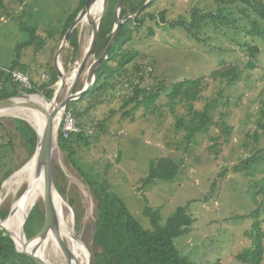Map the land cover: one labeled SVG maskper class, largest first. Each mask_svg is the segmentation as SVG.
<instances>
[{
	"label": "rangeland",
	"instance_id": "1",
	"mask_svg": "<svg viewBox=\"0 0 264 264\" xmlns=\"http://www.w3.org/2000/svg\"><path fill=\"white\" fill-rule=\"evenodd\" d=\"M81 1L0 0V89L5 69L16 65L22 70L25 66L31 80L36 81L38 87L44 86L40 88L41 92L32 94L51 102L53 97L48 99L42 91L51 87L56 92L60 86L57 57L66 74L79 65L90 45L92 29L87 20L82 19L78 24L82 48L77 57L66 49L69 44L57 55L64 37L63 24ZM118 2L104 0L103 10L95 15V19H99L102 13L103 16L112 12L115 15ZM235 3L157 0L151 7L156 18L147 19L139 29L132 27L136 39L129 47L140 51L138 62L155 70L152 76L140 82V86L153 88L160 82L166 86L153 111L146 112L140 107L133 114L125 115L135 104L124 106L126 98L133 93L127 82L124 91L118 88V92H100L95 98L77 104V108L84 112L80 121L88 125L87 135L91 136L90 146L81 144L77 157L107 178L112 190L145 229L152 228L147 207L158 210L161 223H165L178 207L186 206L194 222L186 233L175 238V244L192 264H214L217 261L220 264H247L240 261L238 255L255 245L252 236L256 233L254 224L257 221L264 232V40L247 37L261 49L256 66L249 68L250 56L233 40V26L216 28L210 24L204 25L203 30L193 27V32H199L202 38L197 41L184 25H171L181 18L190 21L194 12L201 15L216 13L220 5ZM125 6L124 1L122 17L137 14L130 9L122 15ZM162 11H165V20L158 16ZM234 13L239 16L237 8ZM94 59V55L89 59L75 91H80L86 84L88 67ZM233 65H237L241 74L235 82L229 84L226 77L211 76L213 71ZM54 71L59 79L52 85ZM188 78L200 79V95L218 100L213 112L216 124H212L208 132L197 133L190 143L185 126L180 129L177 126L178 117L187 113V106L178 103L173 109L167 95L174 83ZM12 81L19 85V94L29 93L18 82ZM67 86L60 94V101L66 97ZM205 103L207 99L204 97L194 105L201 109ZM13 117L27 120L28 116L24 113L0 116V194L2 191L5 194L0 204L8 198L6 207L10 206V212L26 189L27 182L9 187L8 181L30 161ZM27 121L32 125L29 118ZM256 156L258 161H252V165L246 167V162ZM162 157H170L175 162L178 169L175 179L147 180L152 164ZM53 161L56 173L67 175V178L62 177L64 193L58 191L64 201L68 229L83 246L79 249L78 259L82 264H90L91 254L86 241L89 244L92 241L94 204L89 187L57 142ZM36 204L39 205L32 214L28 233L31 228L39 227L40 214L45 211L43 197L34 206ZM65 239L74 248L70 237ZM43 250L53 264L66 263L63 252L52 241Z\"/></svg>",
	"mask_w": 264,
	"mask_h": 264
},
{
	"label": "trees",
	"instance_id": "2",
	"mask_svg": "<svg viewBox=\"0 0 264 264\" xmlns=\"http://www.w3.org/2000/svg\"><path fill=\"white\" fill-rule=\"evenodd\" d=\"M87 0H82L80 5L74 9L63 24L62 35L64 36L79 12L84 8ZM157 0H125V7L122 10V15H126L127 10H133L137 14L129 17L122 25L121 30L110 49L108 58L103 60L96 72V81L90 90L81 98L71 101L68 104V110L72 111L80 124L83 126V132L72 134L65 138L61 132H58L57 143L58 147L64 150L71 162L78 169L82 177L85 178L89 187L90 196L94 204L92 214L93 236L91 244L86 241L89 248L91 259L90 264H192L191 261L183 256L175 244V238L186 233L191 227L194 219L187 211L186 206H180L176 211L168 217L165 223L160 221V212L147 207L146 212L152 221V228L145 229L140 222L131 214L122 199L112 190L106 177H102L100 172L93 171V167L89 163L77 157L78 147L81 144L90 146V137L87 135L85 123L80 119L84 112L77 108V104L94 97L98 93L112 90L118 92L126 89L125 83H130L133 88V93L126 98L125 107L135 103L132 111L125 112V115L134 113V110L143 107L146 112L153 111L158 99L161 97L165 89V84L160 82L153 88L147 86L141 87L140 82L145 81L147 77L154 74L153 68L149 65L142 64L137 61L141 56L139 50H133L129 47L130 42L135 41L136 35L132 27L138 28L143 25L147 19L156 18V14L151 11V7L155 5ZM224 3L236 2L234 5H220L218 11L208 12L207 14H198L194 12L190 21L181 18L179 22H171L172 26L184 25L190 32L192 38L197 41H202L200 33L193 32L194 28L203 30L204 25L213 24L216 28L226 26L234 27L233 40H235L242 49L249 54L250 58L247 61L249 68L256 66L257 58L261 49L258 44L247 40L248 36L252 38H261L264 40V0H222ZM129 8V9H128ZM237 8L239 16L234 11ZM165 11L158 14L165 20ZM148 17V18H147ZM246 20L247 23H241ZM188 21V22H187ZM138 22V23H136ZM114 12L111 14L105 13L99 28L97 45L94 51L95 58L102 55L104 49L112 37L114 28ZM135 25V26H134ZM79 25L73 30L69 38V45L66 47L68 51L77 54L81 51L82 42L78 31ZM243 31L244 33H241ZM51 34V33H50ZM153 34V33H152ZM208 34V33H206ZM46 38V37H45ZM75 59V58H74ZM133 62V63H132ZM133 65V66H132ZM154 67V65H153ZM8 69V68H7ZM16 70V65L6 70L5 79L1 81L0 99H5L19 94V85L12 81V71ZM25 71L26 67L22 69ZM214 78L226 77L227 83H233L241 78L237 65L228 66L223 69L215 70L211 73ZM59 79L58 73L54 71L51 84H55ZM139 79L138 82H135ZM31 89H24L29 93L41 92L43 87L36 81H32ZM50 87V86H49ZM120 90H119V89ZM200 79H185L174 83L167 93L169 104L175 109L176 104L181 103L187 106V113L178 117L177 126L182 128L185 126L187 130V141L191 142L192 138L197 133H205L210 130L214 121V109L218 105V100H210L206 96L199 93ZM42 93L51 99L54 96V88H46ZM102 97V96H100ZM207 99V103L199 109L194 103L203 98ZM99 99V98H98ZM97 100V99H96ZM78 109V110H77ZM224 115V113H222ZM134 119V115H132ZM131 118V119H132ZM17 130L21 133L24 139V147L27 150L29 159L35 153L37 145V132L35 128L22 117L12 118ZM2 124V121L0 120ZM218 124V123H217ZM225 130V128H224ZM1 148V146H0ZM252 161L257 162L258 157L249 159L246 167L252 165ZM244 166V165H243ZM86 167V168H84ZM240 167L238 166V169ZM53 177L55 185L61 193L62 177L67 178L64 173H56L54 161L52 162ZM178 169L175 162L170 157H162L156 163L152 164L150 174L147 180L161 179L174 180ZM8 199V198H7ZM0 204V218L5 219L10 212V206L6 207V201ZM40 204V203H39ZM39 204H36L32 209L25 228L26 236L31 238L38 234L45 223V211L42 208V213L39 218V227L31 228L28 233L27 229L31 223L32 214ZM10 205V204H9ZM38 221V220H37ZM256 230L254 238V246L246 248L242 253H239L238 259L247 264H264V232L260 225V221L254 224ZM252 235V234H251ZM65 241L69 244L67 239ZM85 241V240H84ZM0 264H38L34 258L28 254L18 250L15 240L10 233L0 224ZM214 264H220L219 261Z\"/></svg>",
	"mask_w": 264,
	"mask_h": 264
},
{
	"label": "water",
	"instance_id": "3",
	"mask_svg": "<svg viewBox=\"0 0 264 264\" xmlns=\"http://www.w3.org/2000/svg\"><path fill=\"white\" fill-rule=\"evenodd\" d=\"M94 1L95 0L86 1L85 7L77 15L76 19L68 29L67 33L64 35L63 40L59 45V49L57 53L58 56L60 55L64 46L69 43L70 35L73 32V30L76 28V26L79 24V21L82 20V16L84 17L85 15V18L87 17V14L89 13ZM124 1L125 0H119L118 2L114 15L115 23L112 31V37L109 43L107 44L106 48L104 49L102 55L98 58H95L94 61L90 64L88 69L86 84L80 91H75V87L80 79L82 72L85 70L86 66L88 65L89 59L94 55V51L98 40L100 23L103 18V13L100 15L99 19L97 20L92 16H88V18L85 19L87 20V22L89 23L92 29L90 45L86 49L84 56L81 59L79 65L69 69L68 73H66V74H70L72 71H74V69H76V74L69 83H67L66 74L59 69L60 86L55 92V95L51 99L50 103L48 101H46V104L29 101L27 98L32 93H22L5 99H0V113L18 107H23V108H30L35 110L44 119V126L42 130L36 129L32 124L38 136L36 150L31 158L34 160L35 163L33 179L32 182L29 183V185L26 187L22 195L15 203L18 207H23L27 197L31 193L32 183L37 180L41 181L44 188L43 196H42L45 205L44 226L38 234L31 237L30 239H27V241L24 242V247L20 249L17 245L13 232L5 225V223L10 220L12 213L14 211V207L12 208L8 217H6L3 220L0 219V224L10 233L12 238L15 240L18 250L34 258L38 264H52L50 261L45 259L42 254H40V247L42 245V242L46 239V237L49 236L50 233L54 234L57 246L60 248V250L63 252L66 258V264H82L78 259V257H76L74 248L71 247L65 241V237L62 236L61 233L62 212L57 207V203L54 199L55 194L61 197L55 185L53 170H52L53 152H54L55 143L57 142V128L55 124V119L61 109L66 108L70 101H74L81 98L84 94H86L90 90L92 85L95 83L97 69L99 68L103 60L108 58L110 49L113 46L123 23L130 17L129 15L123 17L121 16V8L123 6ZM58 61L59 59L57 57V62ZM57 67H58V63H57ZM66 85H68L66 88V97L60 101V94L63 91V89L66 87ZM31 209L26 214V217L22 223L21 231L24 235H25L26 223L30 215ZM35 239L38 240V243L35 249H33V251H29L27 247Z\"/></svg>",
	"mask_w": 264,
	"mask_h": 264
},
{
	"label": "bare ground",
	"instance_id": "4",
	"mask_svg": "<svg viewBox=\"0 0 264 264\" xmlns=\"http://www.w3.org/2000/svg\"><path fill=\"white\" fill-rule=\"evenodd\" d=\"M103 7H104V0H95L94 3L92 4V7H91L89 13L87 14L86 18H88V16H92V17L96 18L97 16L95 17V15L98 12L102 11ZM99 17H100V15H99ZM83 18L86 19L85 15H84V17L82 16V19ZM60 66L61 65H60V60H59L58 61V67L61 70ZM75 74H76V69H74V71H72L70 74H66L67 83H68L69 80L71 81L73 79ZM27 99L29 101H34V102H37V103H45L46 104V100L44 99V97H41L38 94H31V95H29V97ZM14 113H24L25 115L27 114V116H28L27 120L29 118L30 122L34 125V127L36 129L42 130V128L44 126V119L35 110L30 109V108L18 107V108H15V109H11V110H7V111H4V112H1L0 116L6 115V114H12L13 115ZM34 169H35V163H34V160L31 159L27 164H25L23 167H21L9 179V181L7 180L8 181V186L12 187L14 185H21L24 182L25 183L27 182V186H28L29 183L32 182ZM2 188H3V186H2ZM43 191H44V188H43V185H42L41 181L37 180V181L33 182L32 183V188H31V193L27 197L23 207H18L15 204L14 205V211L12 213V216H11L10 220L5 223V225L13 232V234L15 236V239H16V242H17V245H18V247L20 249H22L24 247V242L27 241L26 236L21 231L22 223H23V221H24V219L26 217V214L30 211V208H32V206H34V204L38 201V199L43 196ZM4 196H5V194L2 191V193L0 194V202L3 199ZM54 199H55V201L57 203V207L62 212V220H61V233H62V236L63 237H67L68 236L74 242L75 255H76V257H78L79 256V249L83 248V246L80 244L79 241H77L75 239V237H73L72 232L68 229V223L66 222V220L64 218V211H63L64 201H63L62 197H59L57 194H55L54 195ZM51 241L57 246L56 239H55V236H54L53 233H50L49 236L46 237V239L42 242V245L40 247V254H42L44 256V258L47 259L48 261H50V260L44 255V250L43 249ZM37 243H38V240H36V239L33 240L28 245L27 249L29 251H33V249H35Z\"/></svg>",
	"mask_w": 264,
	"mask_h": 264
},
{
	"label": "built area",
	"instance_id": "5",
	"mask_svg": "<svg viewBox=\"0 0 264 264\" xmlns=\"http://www.w3.org/2000/svg\"><path fill=\"white\" fill-rule=\"evenodd\" d=\"M12 78L25 89H31L33 87L32 80L27 72L14 70L12 71ZM55 124L57 128V136L60 131L65 138L70 137L72 134H78L84 131L79 120L71 110H68L67 107L60 110L55 119Z\"/></svg>",
	"mask_w": 264,
	"mask_h": 264
},
{
	"label": "crops",
	"instance_id": "6",
	"mask_svg": "<svg viewBox=\"0 0 264 264\" xmlns=\"http://www.w3.org/2000/svg\"><path fill=\"white\" fill-rule=\"evenodd\" d=\"M16 70H18V68H16ZM20 71H22V70H20Z\"/></svg>",
	"mask_w": 264,
	"mask_h": 264
}]
</instances>
